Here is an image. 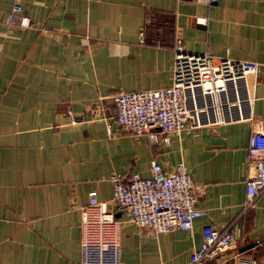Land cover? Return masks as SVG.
Here are the masks:
<instances>
[{"label":"crops","instance_id":"crops-1","mask_svg":"<svg viewBox=\"0 0 264 264\" xmlns=\"http://www.w3.org/2000/svg\"><path fill=\"white\" fill-rule=\"evenodd\" d=\"M11 4L0 0V264H80L88 192L123 217L110 174L146 175L152 160L172 169L179 159L203 184L196 202L203 213L191 230L155 235L125 222L121 264H190L202 226L222 228L241 213L251 124L185 128L151 144L116 125L108 131L103 117L115 112V92L170 83L174 36L187 51L258 62L253 109L262 116L264 0H25L23 14L37 28L4 23ZM89 108L93 120L69 121L67 110ZM238 224L240 237L200 264H264V193Z\"/></svg>","mask_w":264,"mask_h":264},{"label":"built area","instance_id":"built-area-1","mask_svg":"<svg viewBox=\"0 0 264 264\" xmlns=\"http://www.w3.org/2000/svg\"><path fill=\"white\" fill-rule=\"evenodd\" d=\"M25 0H12L5 15L7 25L39 27L23 14ZM210 5L215 0H193ZM202 21L205 17H196ZM145 24L138 32L144 41ZM155 38H159L158 36ZM163 42L159 38L157 43ZM174 51L171 81L158 88L117 91L111 95L115 112L103 117L108 131L113 125L143 135L151 144L169 142L170 135L180 130L246 121L251 124L247 143L250 173L245 178V200L241 213L255 204L264 193V114L254 113L255 78L259 63L249 59L216 56L209 51H187L181 39L172 40ZM88 112L75 115L67 110L70 122L91 121ZM112 201L123 217L115 215L112 203L88 192L87 203L80 208V264H121L120 228L134 223L138 230L150 234L191 230L195 217L203 213L196 206L203 184L193 179L186 163L179 159L172 169L156 160L149 174L137 170L113 172L109 176ZM240 213V214H241ZM224 227L207 223L201 228L202 239L189 256L190 264L214 259L241 235L239 216ZM252 264H261L257 261Z\"/></svg>","mask_w":264,"mask_h":264},{"label":"water","instance_id":"water-1","mask_svg":"<svg viewBox=\"0 0 264 264\" xmlns=\"http://www.w3.org/2000/svg\"><path fill=\"white\" fill-rule=\"evenodd\" d=\"M262 240H264V236L259 239V241H262ZM254 244H255L254 242H250V243L244 245L243 249L249 248V247L253 246Z\"/></svg>","mask_w":264,"mask_h":264},{"label":"trees","instance_id":"trees-1","mask_svg":"<svg viewBox=\"0 0 264 264\" xmlns=\"http://www.w3.org/2000/svg\"><path fill=\"white\" fill-rule=\"evenodd\" d=\"M153 21H154V19L149 16V18L147 19V22L145 24H150V22H153ZM144 40H145V36H144Z\"/></svg>","mask_w":264,"mask_h":264}]
</instances>
